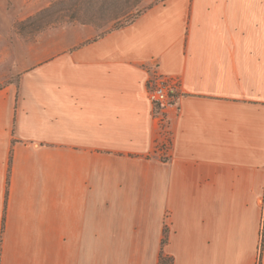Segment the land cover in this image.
Here are the masks:
<instances>
[{
	"label": "crops",
	"instance_id": "crops-1",
	"mask_svg": "<svg viewBox=\"0 0 264 264\" xmlns=\"http://www.w3.org/2000/svg\"><path fill=\"white\" fill-rule=\"evenodd\" d=\"M0 88V264H264V0H161ZM177 77L173 106L148 99Z\"/></svg>",
	"mask_w": 264,
	"mask_h": 264
},
{
	"label": "rangeland",
	"instance_id": "rangeland-1",
	"mask_svg": "<svg viewBox=\"0 0 264 264\" xmlns=\"http://www.w3.org/2000/svg\"><path fill=\"white\" fill-rule=\"evenodd\" d=\"M160 1L0 0V88L53 44L102 36Z\"/></svg>",
	"mask_w": 264,
	"mask_h": 264
},
{
	"label": "built area",
	"instance_id": "built-area-1",
	"mask_svg": "<svg viewBox=\"0 0 264 264\" xmlns=\"http://www.w3.org/2000/svg\"><path fill=\"white\" fill-rule=\"evenodd\" d=\"M180 80L153 71L147 81V95L152 105L161 111L173 106L180 92Z\"/></svg>",
	"mask_w": 264,
	"mask_h": 264
},
{
	"label": "trees",
	"instance_id": "trees-1",
	"mask_svg": "<svg viewBox=\"0 0 264 264\" xmlns=\"http://www.w3.org/2000/svg\"><path fill=\"white\" fill-rule=\"evenodd\" d=\"M140 15V14H139ZM138 15V16H139ZM138 16H135L134 18H132L131 20H129V23H127V24H125V25H123V26H126V25H128V24H130V23H132ZM122 26V27H123ZM166 261H167V259H164V258H161L160 259V264H166ZM169 261V260H168Z\"/></svg>",
	"mask_w": 264,
	"mask_h": 264
}]
</instances>
